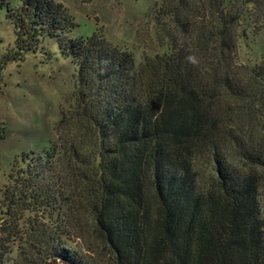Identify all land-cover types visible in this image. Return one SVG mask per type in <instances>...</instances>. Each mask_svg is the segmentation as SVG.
<instances>
[{
    "label": "trees",
    "instance_id": "trees-1",
    "mask_svg": "<svg viewBox=\"0 0 264 264\" xmlns=\"http://www.w3.org/2000/svg\"><path fill=\"white\" fill-rule=\"evenodd\" d=\"M157 12L164 50L137 65L98 29L71 37L62 2L8 7L20 55L51 37L71 57L83 132L23 159L0 257L19 240L15 264H264V57L238 61L240 38L264 30V0Z\"/></svg>",
    "mask_w": 264,
    "mask_h": 264
},
{
    "label": "rangeland",
    "instance_id": "rangeland-1",
    "mask_svg": "<svg viewBox=\"0 0 264 264\" xmlns=\"http://www.w3.org/2000/svg\"><path fill=\"white\" fill-rule=\"evenodd\" d=\"M22 1L0 0V225L5 229L14 220L4 214L5 193L17 169L26 164L23 159L42 155L51 143H64L68 136L83 132L77 128L75 114L77 68L71 57L61 52L57 40L44 37L36 50L23 55L17 52L15 25L7 14L8 7H17ZM55 1L62 2L76 22L70 32L73 38L85 39L98 29L113 44L131 51L137 65L164 50L155 19L163 0ZM8 56L17 58L10 60ZM263 57L264 30L256 34L247 31L239 40L238 61L254 65ZM25 219L17 229H25ZM21 246V241L12 240L11 252L0 258L5 264H15ZM56 258L65 260L54 257L49 261Z\"/></svg>",
    "mask_w": 264,
    "mask_h": 264
},
{
    "label": "water",
    "instance_id": "water-1",
    "mask_svg": "<svg viewBox=\"0 0 264 264\" xmlns=\"http://www.w3.org/2000/svg\"><path fill=\"white\" fill-rule=\"evenodd\" d=\"M65 262L66 264H70L69 262H66L65 260H63V259H59V258H56V259H53L52 261H49L47 264H55V263H57V262Z\"/></svg>",
    "mask_w": 264,
    "mask_h": 264
}]
</instances>
